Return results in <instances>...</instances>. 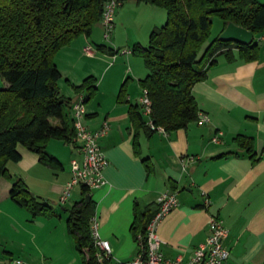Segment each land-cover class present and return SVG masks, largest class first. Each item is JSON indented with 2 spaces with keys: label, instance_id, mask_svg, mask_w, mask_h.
<instances>
[{
  "label": "crops",
  "instance_id": "obj_1",
  "mask_svg": "<svg viewBox=\"0 0 264 264\" xmlns=\"http://www.w3.org/2000/svg\"><path fill=\"white\" fill-rule=\"evenodd\" d=\"M256 36L260 43L258 59L247 61L237 49H233L232 59L220 53L207 78L195 84L200 113L209 117L206 123L194 121L186 128L150 134L144 127L135 126L129 115V104L141 98L118 100L120 91L115 83L126 74L111 70L114 65L109 64L96 77L97 89L85 102L82 122L91 130L100 129L105 122L110 125L100 139L108 160L104 169L107 183L90 193L96 204L99 235L111 245V264L127 263L141 252L132 229L137 212L148 206L151 212L156 210L165 191L177 192L179 199L158 227L167 258L189 259L206 240L210 218L216 215L229 228L225 241L229 263L264 264V32L256 34L255 40ZM87 37L81 40L86 42ZM127 72H131L129 68ZM147 74L137 75L143 79ZM82 77L68 75L71 84L67 86L59 80L62 93L74 102L87 95L85 89H75L86 78ZM6 87L8 83L0 77V88ZM67 114L72 120V107ZM135 135L139 153L135 152ZM215 135L220 141H213ZM239 135L253 138L254 157L240 145ZM47 148L61 165H47L39 154L19 145L21 160L7 166L14 178H22L32 192L53 207L54 216L33 217L12 199L13 180L0 176L1 264L16 260L23 264H84L67 227L69 209L82 199L81 187H75L64 204L59 202L72 177L70 162L81 158L80 150L77 144L60 139L49 140ZM144 158L151 164L150 170Z\"/></svg>",
  "mask_w": 264,
  "mask_h": 264
},
{
  "label": "trees",
  "instance_id": "obj_2",
  "mask_svg": "<svg viewBox=\"0 0 264 264\" xmlns=\"http://www.w3.org/2000/svg\"><path fill=\"white\" fill-rule=\"evenodd\" d=\"M111 0H0V77L8 87L0 88V176L13 180L12 199L27 208L33 217H51L56 213L45 199L32 192L25 181L15 177L8 168L9 162H18L23 145L39 154L41 162L59 166L61 162L47 148L51 139L73 143L76 135L75 117H68L67 109L74 101L60 88L62 77L55 56L65 45L78 36H91L94 23L101 21L106 4ZM119 4L123 0H118ZM164 7L167 21L154 27L150 44H134L131 52L144 57L148 74L140 80L151 99L150 120L166 132L186 128L198 121L200 109L193 88L208 76V69L225 53L234 58L233 49L247 61L259 57L260 46L222 41L219 36L228 22L246 27L259 34L264 32V3L257 0H137ZM223 20V29L200 55L202 42L210 34L213 17ZM97 49L116 55L118 50L98 44ZM125 80L118 95L119 101H128ZM97 78L87 76L76 90L85 89L87 102L94 95ZM129 115L135 126H142L148 133L153 129L140 101L129 104ZM149 119V118H148ZM241 146L254 157L253 138L239 135ZM139 153L138 135L134 140ZM255 160H258L256 158ZM148 170L151 164L143 159ZM82 199L69 209L67 227L82 254L84 264L97 263V249L91 232L90 218L96 210L86 195L91 189L80 186ZM151 212L148 206L137 212L132 226L138 240L144 237L148 223L159 209Z\"/></svg>",
  "mask_w": 264,
  "mask_h": 264
},
{
  "label": "built area",
  "instance_id": "obj_3",
  "mask_svg": "<svg viewBox=\"0 0 264 264\" xmlns=\"http://www.w3.org/2000/svg\"><path fill=\"white\" fill-rule=\"evenodd\" d=\"M119 5L118 0L109 1L104 9L101 19L102 24L106 28V36H108L114 24V13L116 6ZM87 53L93 54L94 50L91 46L85 47ZM126 52V51H125ZM130 52V51H128ZM144 114L149 118L150 126L162 133L166 130L162 126H155L150 120L152 111L151 99L148 97V92L145 89L144 95L140 99ZM76 135L73 143L79 147L81 158H73L70 162L72 177L65 185L62 191L59 202L64 204L72 194L75 187L86 185L91 190L99 188L107 183L104 176V169L108 165L106 154L101 146L100 139L105 136L110 128L108 122L98 130L89 129L83 122L82 117L85 114L84 99L73 103ZM209 121L208 115L200 113L199 123ZM213 141H220V136L215 135ZM210 201L206 198L205 203ZM159 209L148 223L144 237L146 243L142 242L140 236L141 252L132 261L119 264H230V251L226 246L225 241L229 236V228L224 224L223 220L216 215L211 216L209 222V235L206 240L200 243L189 259H184L182 256L176 258H167L162 251L163 240L159 235L158 227L167 216L177 207L179 203L177 192L165 191L158 199ZM91 232L97 249L96 264H111L112 249L109 240L102 238L99 235L98 223L96 215L90 218ZM13 264H23L21 260L14 261Z\"/></svg>",
  "mask_w": 264,
  "mask_h": 264
},
{
  "label": "rangeland",
  "instance_id": "obj_4",
  "mask_svg": "<svg viewBox=\"0 0 264 264\" xmlns=\"http://www.w3.org/2000/svg\"><path fill=\"white\" fill-rule=\"evenodd\" d=\"M257 1L264 3V0ZM166 21L167 10L164 7L138 2L137 0H123L115 8L113 29L108 36H106V28L99 21L94 23L91 36L87 37L82 34L83 36L80 35L81 38L78 36L57 52L55 61L64 73L60 83L70 85L71 83L67 79L68 75H72L76 79L81 78V76L85 78L89 75L99 78L107 67L114 65L111 70L126 74L123 79L115 83L118 92L124 81L128 80L126 85L128 98L133 100L141 98L144 95V88L140 82L141 76L137 74L142 72L147 74L148 68L144 57L132 53L130 49L136 43H140L145 47L149 46L152 29L164 25ZM222 28L223 20L218 16H214L210 34L201 44L200 55L204 53L209 43L219 36ZM85 37H87L86 42L81 40ZM256 41H258V36H256ZM98 44H106L118 50V52L116 55L104 53L97 49ZM87 46H91L97 54L87 53L85 49ZM128 68L131 71L129 73L127 72Z\"/></svg>",
  "mask_w": 264,
  "mask_h": 264
},
{
  "label": "water",
  "instance_id": "obj_5",
  "mask_svg": "<svg viewBox=\"0 0 264 264\" xmlns=\"http://www.w3.org/2000/svg\"><path fill=\"white\" fill-rule=\"evenodd\" d=\"M222 41H234L240 44H251L254 41L255 34L252 30L230 21L219 36ZM91 193L86 195L85 201L91 199Z\"/></svg>",
  "mask_w": 264,
  "mask_h": 264
}]
</instances>
